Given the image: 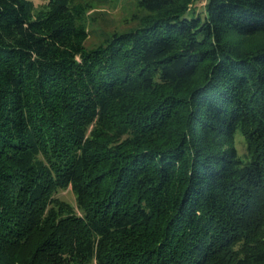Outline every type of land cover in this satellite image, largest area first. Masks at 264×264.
<instances>
[{"label": "trees", "instance_id": "1", "mask_svg": "<svg viewBox=\"0 0 264 264\" xmlns=\"http://www.w3.org/2000/svg\"><path fill=\"white\" fill-rule=\"evenodd\" d=\"M201 1L0 0V264H264V0Z\"/></svg>", "mask_w": 264, "mask_h": 264}, {"label": "rangeland", "instance_id": "2", "mask_svg": "<svg viewBox=\"0 0 264 264\" xmlns=\"http://www.w3.org/2000/svg\"><path fill=\"white\" fill-rule=\"evenodd\" d=\"M34 2L39 4L42 0ZM204 3L205 0H202L197 7L203 10ZM138 8L137 0H93L87 16L90 28L87 43L92 44L112 30H124L132 26L135 23L133 13L139 11ZM235 143L240 155L246 159V143L241 132L236 133ZM58 195L72 203L75 202V195L70 187L61 189Z\"/></svg>", "mask_w": 264, "mask_h": 264}]
</instances>
